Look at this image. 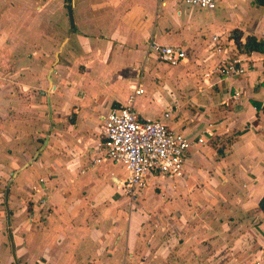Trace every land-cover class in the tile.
<instances>
[{
  "label": "crops",
  "instance_id": "obj_1",
  "mask_svg": "<svg viewBox=\"0 0 264 264\" xmlns=\"http://www.w3.org/2000/svg\"><path fill=\"white\" fill-rule=\"evenodd\" d=\"M35 1L0 0V165L21 170L10 196L19 205L12 243L0 238V264H264V55L243 49L249 37L264 43V6ZM237 8L245 12L233 23ZM229 28L239 35L223 37ZM150 43L187 56L165 65ZM232 57L243 75L213 72ZM139 88L131 106L141 119L171 112L170 130L205 144L189 150L181 179L149 177L132 197L121 189L123 165L92 167L93 146L105 115ZM42 96L52 125L31 108ZM45 128L46 146L25 162Z\"/></svg>",
  "mask_w": 264,
  "mask_h": 264
},
{
  "label": "built area",
  "instance_id": "obj_2",
  "mask_svg": "<svg viewBox=\"0 0 264 264\" xmlns=\"http://www.w3.org/2000/svg\"><path fill=\"white\" fill-rule=\"evenodd\" d=\"M183 2L191 8L213 11L220 0ZM211 40L213 49L220 53L218 37L213 36ZM148 51L160 63L171 67L178 66L187 56L181 47L156 43H150ZM245 71L239 57L223 59L213 70L225 79L241 76ZM141 94L143 90L139 88L129 96L126 106L109 110L103 120L100 139L93 146L96 155L92 167L104 161L123 165L128 172V178L121 189L132 197L138 196L144 189L149 177L181 179L189 150L194 145L205 144L203 136L191 141L170 130L165 122L171 118V112H165L159 120L141 119L131 106L135 96Z\"/></svg>",
  "mask_w": 264,
  "mask_h": 264
},
{
  "label": "rangeland",
  "instance_id": "obj_3",
  "mask_svg": "<svg viewBox=\"0 0 264 264\" xmlns=\"http://www.w3.org/2000/svg\"><path fill=\"white\" fill-rule=\"evenodd\" d=\"M30 1L36 2L35 0H30ZM42 1H46V0H42ZM55 1L57 2V0H55ZM62 1H63V4L62 5L60 4V6L65 7V5L68 3H66L65 0H61V2ZM229 2H232V0H226V3H225L226 5L223 6V8H229V6H230ZM243 11L244 10H242V9L240 10L237 8L236 10L233 9V14L231 16H229V14L232 13L231 11L224 13V15L226 16V18L229 16L228 19H230L231 22L234 23L236 21H239V19H241L240 17L242 15ZM244 17H246V14ZM58 26L60 27V24ZM44 30H46V29L44 28ZM237 35H239V33H237V31L229 28V30L225 31L223 37H237ZM0 60H1V58H0ZM49 72L50 71L48 70V72H47L48 74L45 77L46 83H48V76L51 73V72L50 73ZM47 89L48 88L45 89L46 90L45 92H49ZM30 92H32L33 96L36 99H40L39 97H41V96L39 95V93L37 91H30ZM30 92H29V94L25 95L27 98H29V95L31 94ZM42 97H44V101L42 100L41 106H37L36 108L31 106V108H33L35 110V109L40 107L42 109L41 113L44 116V120L47 122V117H48V113H49L48 107L46 106L47 99L45 98V96H42ZM35 104H39V103H35ZM40 108H39V110H40ZM47 130H48V128H45L44 136H42V138H40V139L37 138L33 141L34 144L36 145L35 146L36 150L32 152V154L30 155L31 157H28L29 154L26 155L27 160L25 162L32 160L33 156H35V153L37 152V150L44 149V147L47 144V143H45V141H46L45 139H46V137H48ZM34 135H35V133H34ZM10 156H12L11 152H10ZM17 170L18 169H13V168L10 170H5L0 165V238L3 236L4 241L10 246L12 243L11 236H13V234H12V231H13L12 228L13 227L12 226L15 225V220H16L14 218V211H16L17 209L19 210V205L18 206H16L15 204L12 205L13 201H11V199H10L11 195L12 196H13V194L17 195V191L13 188L15 176L17 174H19V172L21 171V170H19V172L17 173L16 172ZM17 200H19L18 196H17ZM153 229L155 231L157 228H153ZM1 231L3 232V234H1ZM167 235H169V234H167ZM14 264H18V263L15 261Z\"/></svg>",
  "mask_w": 264,
  "mask_h": 264
},
{
  "label": "trees",
  "instance_id": "obj_4",
  "mask_svg": "<svg viewBox=\"0 0 264 264\" xmlns=\"http://www.w3.org/2000/svg\"><path fill=\"white\" fill-rule=\"evenodd\" d=\"M254 4L256 6H264V0H254ZM243 49L247 53L257 52L264 55V43L262 41H258L253 37H249L247 39ZM258 207L260 211L264 214V196L260 199Z\"/></svg>",
  "mask_w": 264,
  "mask_h": 264
},
{
  "label": "water",
  "instance_id": "obj_5",
  "mask_svg": "<svg viewBox=\"0 0 264 264\" xmlns=\"http://www.w3.org/2000/svg\"><path fill=\"white\" fill-rule=\"evenodd\" d=\"M70 10H71V6L70 5H68V12H69V14H70ZM47 107H48V117H49V123H50V125H52V119H51V103H50V99L48 98L47 99Z\"/></svg>",
  "mask_w": 264,
  "mask_h": 264
}]
</instances>
